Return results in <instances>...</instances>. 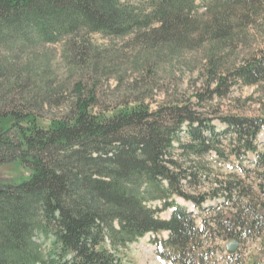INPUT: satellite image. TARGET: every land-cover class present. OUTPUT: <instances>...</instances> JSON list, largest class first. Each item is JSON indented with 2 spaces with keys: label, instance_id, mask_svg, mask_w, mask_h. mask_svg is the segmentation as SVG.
Wrapping results in <instances>:
<instances>
[{
  "label": "trees",
  "instance_id": "16d2710c",
  "mask_svg": "<svg viewBox=\"0 0 264 264\" xmlns=\"http://www.w3.org/2000/svg\"><path fill=\"white\" fill-rule=\"evenodd\" d=\"M198 1L0 0V163L31 170L0 183V264H124L120 250L149 232L168 233L154 240L173 264H218V241L252 238L259 247L225 262L264 264V115L225 116L219 130L190 103L105 105L83 72L73 100L51 98V45L64 44L65 68L97 70L93 33L132 35L147 51L186 46L198 31L220 45L233 40L226 22L264 5L200 0L211 15L200 27ZM232 74L264 82V50ZM54 105L61 112L42 125ZM209 157L233 160L232 172L220 177Z\"/></svg>",
  "mask_w": 264,
  "mask_h": 264
},
{
  "label": "rangeland",
  "instance_id": "374dc122",
  "mask_svg": "<svg viewBox=\"0 0 264 264\" xmlns=\"http://www.w3.org/2000/svg\"><path fill=\"white\" fill-rule=\"evenodd\" d=\"M257 7V12L246 11L244 16L233 17L234 22H226L225 25H230L232 29L233 40L220 45L209 34L198 31L190 37L186 46L147 51L145 46L136 43L132 35L106 37L101 33H93L90 41L99 53L97 70L93 67L66 69V60H62L61 56L64 44L51 45L49 56L53 58L52 71L56 73L52 78L55 79V88L51 98L55 102L68 103L73 100L75 83L83 72L90 83L96 81L97 92L105 105L136 99H145L153 109L165 102L190 103L219 130L225 128L221 122L225 116H263L264 82L246 85L232 74L240 64L264 50V5L262 8ZM197 12L196 22L200 27L211 22L210 13L200 0ZM224 76V83L214 93ZM61 110L62 107L55 105L44 109L41 124L47 126L49 119ZM224 143L227 146L228 139H224ZM259 148L264 151V129L260 134ZM207 161H210L213 172L220 174V177L232 172L233 160L216 162L209 157ZM250 167L253 168L252 165ZM30 173L31 170L19 161L0 163L2 184L22 183L29 178ZM162 216L169 218L170 212L165 211ZM165 236L167 233H160L157 237ZM252 242V239L246 240L242 248L250 247ZM225 245L224 241L217 242L218 264H226L225 248L222 250ZM119 254L125 264H172L160 256L157 242L151 235L130 244Z\"/></svg>",
  "mask_w": 264,
  "mask_h": 264
},
{
  "label": "water",
  "instance_id": "95a60500",
  "mask_svg": "<svg viewBox=\"0 0 264 264\" xmlns=\"http://www.w3.org/2000/svg\"><path fill=\"white\" fill-rule=\"evenodd\" d=\"M238 248V242H231L227 245V249L230 253H234Z\"/></svg>",
  "mask_w": 264,
  "mask_h": 264
}]
</instances>
